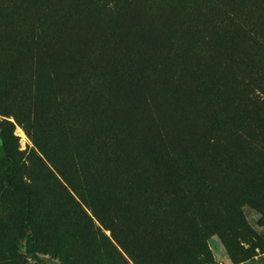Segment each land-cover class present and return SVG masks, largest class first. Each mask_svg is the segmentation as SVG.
<instances>
[{"label": "rangeland", "instance_id": "374dc122", "mask_svg": "<svg viewBox=\"0 0 264 264\" xmlns=\"http://www.w3.org/2000/svg\"><path fill=\"white\" fill-rule=\"evenodd\" d=\"M239 263L264 264V0H0V264Z\"/></svg>", "mask_w": 264, "mask_h": 264}, {"label": "trees", "instance_id": "16d2710c", "mask_svg": "<svg viewBox=\"0 0 264 264\" xmlns=\"http://www.w3.org/2000/svg\"><path fill=\"white\" fill-rule=\"evenodd\" d=\"M17 67H18V63L14 59L11 65V68L13 70L12 73L16 72ZM5 123L7 125V128L6 130H3L1 133L2 146L5 150L4 158L10 160L12 163H11L10 170L7 172V174L4 177V180H3L4 185L8 190L12 192H16L22 196V200L20 202V206L18 209L19 210L18 223H19L20 229L22 230L21 232L23 233L24 238H25L26 255L30 256L31 258L37 261H42L43 258L39 255L36 237L32 229L33 210H34L32 192L26 184L18 182L14 180L13 178L17 170V162L9 146L12 140L16 138L17 136L13 133V129H12L13 123L10 120H5ZM11 208H12L11 204L8 206H5V209L7 211L11 210ZM3 223H7V222L3 221ZM239 264H243V263H239Z\"/></svg>", "mask_w": 264, "mask_h": 264}]
</instances>
